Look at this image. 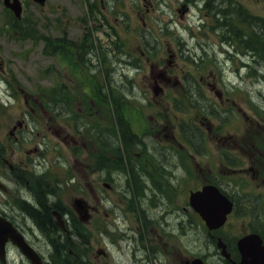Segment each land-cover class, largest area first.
Wrapping results in <instances>:
<instances>
[{"label":"flooded vegetation","instance_id":"1","mask_svg":"<svg viewBox=\"0 0 264 264\" xmlns=\"http://www.w3.org/2000/svg\"><path fill=\"white\" fill-rule=\"evenodd\" d=\"M86 1L89 15L100 17L98 27L94 29L104 28L106 34L99 38L89 28L79 44L73 63L65 71L61 70L59 47L54 57V113L57 120L61 118L60 122L52 125V134L56 141L53 145L55 160L61 166L62 175L75 173L76 169L83 172V196L95 208L91 210V214L99 212L101 223L100 246L93 250L91 236H87V255L77 261L82 264H188L189 259L199 256L204 264H208L201 251L196 250L192 254L188 252V220L183 216L188 210V190L181 183L170 182L171 176L183 172L182 159L177 156H164L163 160L148 155L126 154L112 155L109 158L102 154L99 178L103 187L98 188L100 193L96 194L92 183L87 181L92 174L87 167L90 144L93 141L100 144L108 141L107 98L111 93L107 89L105 52L109 46H116L122 41L118 28L124 24L119 16H124L120 10V0ZM131 2L139 17V21L133 26L136 29L135 46L142 54L138 59L145 57L144 62L150 67L151 74V79L146 85L143 84L138 94L154 100L152 104L159 99L166 101L167 98L179 97L181 109L187 107L188 101L192 104L191 100L195 97L199 114L197 122L190 116L181 117L175 124L176 132H183L187 141L188 126L191 125L196 128V138L200 145L202 143L199 134L204 140L205 135L215 133L212 137L215 143L230 138L231 132L220 134L219 128L226 125L225 117L231 118V106L235 104L231 97V64L237 66V76L242 79L252 74L256 80H264V57L257 53V50L264 49V0ZM108 17L114 19L115 24L108 22ZM61 33L63 37H60ZM110 33H114V38ZM56 35L57 46L60 38L71 39L69 33L61 27H58ZM108 35H111L110 40ZM150 51H159L160 58L151 59L148 54L144 55ZM176 60L180 61L179 66ZM82 61H85L88 73L84 81L77 85L74 78L76 64ZM92 63L96 66L94 71L90 69ZM92 75L94 83L89 77ZM83 86H87V89H82ZM149 118L154 120L150 122L151 126L153 123H161L157 115H150ZM25 127L23 118L15 120L10 126L9 134L14 141L24 140ZM131 134L134 133L129 130L124 140L132 142ZM135 139L138 140L139 137L135 135ZM137 142L141 143L139 140ZM233 144L229 141L227 148L221 147V158L227 159L229 163L231 150L233 156L242 155L243 165H232V174L244 178L248 183L258 181L259 184L257 187H250V190L234 186L231 192H223L232 203L226 220L228 222L231 214V231L226 229L225 222L221 228L210 234L211 242L214 241L216 246V260L221 264H236L240 259L237 239L241 235L234 231L237 219L241 218L245 222L242 223L245 227H242L244 234L254 232L264 244V139H250L244 144ZM86 149L81 154L80 151ZM37 150L34 146L33 151ZM27 152L25 149L23 154ZM22 157L20 155L18 160L12 162L7 158L11 164L8 166V182L11 188L7 190V200L12 206L11 214L7 213L6 216L21 230L26 225L30 236L39 239L48 252L65 247V240L73 245V239H82L80 235L57 231L50 240L27 217L26 204L37 207L40 211L44 209L45 203L49 207L48 216L52 224V210L57 209L62 212L64 223L71 227L72 215L57 196L53 188L54 181L49 176H42L35 182L34 187H31L33 184L29 186L26 180L28 189L21 185L22 181L18 177L22 179L23 175ZM68 202L71 203V197ZM217 240L225 244L227 258L217 248ZM173 241L175 245L172 246ZM39 253L44 259L51 254L46 255L41 250ZM73 255L79 258L76 252ZM211 260V264H217L214 256Z\"/></svg>","mask_w":264,"mask_h":264},{"label":"rangeland","instance_id":"2","mask_svg":"<svg viewBox=\"0 0 264 264\" xmlns=\"http://www.w3.org/2000/svg\"><path fill=\"white\" fill-rule=\"evenodd\" d=\"M22 1L24 2L22 14L23 22L24 24L33 23V29L30 30H33V33L37 34L39 37L27 39V36L21 35L22 29L5 27L3 23L10 18L9 15L3 11L2 4L0 3V79L2 80L0 83V150L3 152L4 149H8V145L12 144V142L7 139L9 126L13 124L15 120L24 117L25 122L28 124V129L24 133V140L20 144L13 143V148L15 150L9 146L10 152L8 150L5 151V155L11 154L10 157L12 160H18L24 150L27 149L28 154L25 160V162L28 163L27 167H32L34 169L33 165H37L38 170H45L47 168L46 175L54 181L53 188L57 196L65 203L66 208L70 209L68 202L70 197L77 196L80 193L84 195L83 182L85 179L83 178V172L77 169L75 173H71L67 176L62 175L61 166L59 162L55 160L53 144L56 141L52 136V125H56L57 122H60L61 118L57 120L54 118L52 112L53 94L55 90L54 71L56 67L54 65L53 54L49 53V49H46L44 42L47 41V39L52 40L55 38L54 36L57 34L58 27H61L63 31L65 30V32L69 33V36H71L73 40L76 39L75 41L80 39L82 30H89L87 27L91 29L93 35L99 38L106 34V30L104 28L100 30L94 29L98 27L97 24L99 23L100 17L99 15H93L94 17L89 15L88 18L86 17L85 12L88 7L86 0H45L43 5H38L32 0ZM120 2L122 6L120 10L122 11L124 20L122 16H119V20L121 22H126L127 20L129 23L127 28L122 27V25L118 28L119 36L123 40L122 50H124L125 53L130 52L139 55L140 52L135 46L136 38L134 30L136 29L133 28L139 21V17L133 8L131 0H120ZM141 8H143V6H141ZM108 18V22L115 24L114 19L111 17ZM110 34L114 35V33ZM111 35H108L109 40ZM112 38L114 37L112 36ZM156 52L157 51H152L149 58H160L159 55L161 53L159 52L160 54H158ZM117 54V52L110 50L108 52V58L105 57L107 60L111 57L110 60L115 68V88L113 89L115 95L112 97L109 96L108 99L113 100L127 92L128 97L120 99L123 119L126 123L128 122L132 132L144 138L138 139L142 144H130L127 149L121 150V153L132 156L148 155L153 158L160 157V159L163 160H165L164 156H177L184 162V169L183 172H178L177 175L171 176L170 182L181 183L187 190L194 189L204 181L212 178H216L217 182L229 192H231L234 186L246 190H250V187L258 186V181H252L251 184L245 181L244 178L232 174V165H243V156L240 154L239 156H233V151L231 150V161L229 160V165H227L225 163L227 159L221 158V152L223 151L221 147L227 148L229 141L231 144H244L250 139H264V80L259 79L258 81L253 78L255 76L252 74L242 79L237 76V66L231 64V97L235 104L231 106V118L225 117L226 125L224 128H219L220 134L229 131L231 132V137L215 143L213 142L214 139H212L215 133L211 132L209 135H205L204 140L199 134L201 139L200 143H202V154L195 155L191 154L186 146L181 147L179 145L175 124L181 117L185 118L186 116L194 118L193 121L197 122L199 114L197 113L198 105H195L196 98L193 97L191 100L192 104L188 101L187 107L185 108L181 109L176 107V114H173L169 107H174V100H171V104H169L167 101L159 99L157 103L155 102L152 104L154 100L141 98L137 93V87H143L144 82L147 81V73L150 70L148 65L144 62L145 57L143 58L144 63L141 62V67L137 70L134 68L132 70L130 67H132L133 64L131 63L127 66L119 65L120 58ZM71 56L74 58V53H72ZM176 63L179 66L180 61L176 60ZM66 64L69 65L68 62H66ZM92 64L90 69L94 71L96 70V66L94 63ZM185 64L188 66L187 62H185ZM61 65L63 69L66 68L64 62H62ZM122 68L124 72H128L131 77L122 75ZM108 70L109 72L111 71L110 66ZM87 73L88 68L84 64H82L80 68L76 66L74 76L75 83L79 85L83 82ZM110 74V77H112L113 73ZM240 75H242V73ZM89 77L92 78L91 81L94 83L93 75ZM83 87L82 89H87V86ZM205 92L210 95L207 89H205ZM109 109L108 107L107 124L110 128L114 129L115 121L112 111H109ZM150 115H157L161 123H153L152 127L150 122L154 120L149 118ZM31 129L33 130L31 131ZM219 129L217 128V130ZM225 135H227V133H225ZM194 142H197V139H195ZM122 143L123 142H118L116 144L123 148ZM45 144L47 149L44 147ZM36 145H39L42 151L38 150V152H34L33 147ZM88 149L87 160L89 163H87V167L92 174L87 181L93 184L94 191H98L94 179H98L99 177V169L95 161L100 150L99 146L95 145L93 142ZM86 151L87 149L80 152L84 154ZM103 154H106L110 158L112 155H119L120 153H118L114 147V149L104 150ZM30 157L32 159H30ZM11 159L9 158L10 161ZM31 163L33 164L31 165ZM23 166L25 168V164ZM26 175L27 171L24 170L23 179L28 178L25 177ZM39 180L40 177L34 178L33 176L32 181L37 182ZM232 180L233 182H231ZM0 182L5 183L8 187L11 186L8 182V168L5 164L3 165L1 160ZM98 184L101 185L100 179H98ZM4 196V192L0 190V202L2 203H0V211L3 209L4 212L11 214V209L6 208L8 204L6 206L3 205ZM183 216H186L188 220L187 241L189 251L195 249L197 251L199 250V252L201 251L200 253H204L205 256H214L215 262L221 264L220 261L216 260L214 253L216 249L215 243L214 241L213 243L211 242L212 238L210 234L213 232H208L205 225L200 221L201 219L199 216L196 215L190 207ZM242 223H244L243 219H237L234 226L235 233L240 234L242 232ZM88 226L89 225L85 226L84 229L88 228L90 230L91 244L93 250H95L101 244V236L93 227ZM226 229L231 231V223ZM173 235L177 236L176 233ZM33 241L36 243V239L33 238ZM37 243L43 246L40 241H37ZM173 245H175L174 241L172 242V246ZM198 246H201L203 249L200 250ZM40 249L45 252V248ZM7 259L9 264H29L15 248H11L8 251Z\"/></svg>","mask_w":264,"mask_h":264},{"label":"water","instance_id":"3","mask_svg":"<svg viewBox=\"0 0 264 264\" xmlns=\"http://www.w3.org/2000/svg\"><path fill=\"white\" fill-rule=\"evenodd\" d=\"M42 3L43 0H36ZM3 3L10 7L16 16L20 13V4L18 0H3ZM190 203L194 209L199 212L205 223L209 228H214L219 226L224 220L225 213L229 209V204L219 194L217 188L213 185H205L202 190L191 192ZM85 205L81 199H76L74 201V208L79 214L81 220H86ZM58 224L61 225L59 221ZM10 238L15 242L22 252L31 260L32 264H43L39 256L22 240L18 233L11 227V225L0 219V257L4 254V242L6 239ZM254 243L255 239H250L249 236L242 238L239 243H241L242 260L238 264H264V253L261 248L258 249H243L242 245L246 242ZM264 251V248H263ZM192 264H199L194 261Z\"/></svg>","mask_w":264,"mask_h":264},{"label":"trees","instance_id":"4","mask_svg":"<svg viewBox=\"0 0 264 264\" xmlns=\"http://www.w3.org/2000/svg\"><path fill=\"white\" fill-rule=\"evenodd\" d=\"M8 25L10 27H13V28H16V29H19L21 30V32H23L25 35H27L28 37H31V38H35L36 37V34L33 33V30H30V29H33V26L34 24L33 23H30V24H24L23 23V20H17L15 19L12 15H11V18H10V21L8 22ZM26 27H27V30H26ZM26 30V31H24ZM47 44L49 45V43H55V40H51V39H47ZM63 41L60 40V44L62 43ZM257 53L259 54V56H262L264 57V49L262 50H257ZM189 133L190 135L193 137L196 135L195 133V129L193 127H189ZM126 129H123V134H127V131ZM44 206V209L43 210H40L38 211L37 208H32V207H29L28 210H27V213L32 216V218H34L38 223L41 222L42 224V228L45 230H48L50 229L51 227H54L49 216H48V213H49V207L44 203L43 204ZM59 255V258H60V262L61 264H78L76 260L74 259H70L67 255H66V252L63 254H58Z\"/></svg>","mask_w":264,"mask_h":264}]
</instances>
